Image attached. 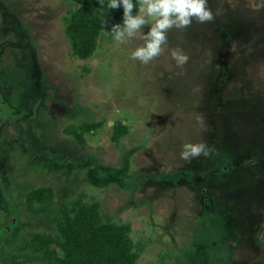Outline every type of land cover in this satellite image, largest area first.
<instances>
[{
    "label": "rangeland",
    "instance_id": "374dc122",
    "mask_svg": "<svg viewBox=\"0 0 264 264\" xmlns=\"http://www.w3.org/2000/svg\"><path fill=\"white\" fill-rule=\"evenodd\" d=\"M208 6L214 22L173 28L145 65L131 59L140 34L107 32L123 22L83 61L65 33L70 0H0V264H45L17 247L56 235L79 194L131 225L136 264H264V0ZM87 122L103 126L82 146L64 133ZM119 122L130 131L116 144ZM187 143L209 155L181 159ZM42 187L55 207L35 215L25 199Z\"/></svg>",
    "mask_w": 264,
    "mask_h": 264
},
{
    "label": "trees",
    "instance_id": "16d2710c",
    "mask_svg": "<svg viewBox=\"0 0 264 264\" xmlns=\"http://www.w3.org/2000/svg\"><path fill=\"white\" fill-rule=\"evenodd\" d=\"M70 1L77 9L65 20V33L71 44L72 55L85 61L98 48L103 30L102 22H123V7L108 9V0H105L103 9L100 8L99 0ZM137 13L138 7L133 9V15ZM102 126L101 123L87 122L68 126L64 133L82 146L85 144L84 135L91 130L98 131ZM129 131L126 124L115 123L112 141L118 144ZM25 201L29 212L44 215L55 207V191L52 187L38 188L29 192ZM56 229V235L28 234L20 242L17 251L38 256L45 264H136L143 252L141 246L136 248L130 236V224H120L104 216L100 203L95 200L87 201L84 194H79L76 199L62 207ZM52 246L60 249L63 257Z\"/></svg>",
    "mask_w": 264,
    "mask_h": 264
},
{
    "label": "clouds",
    "instance_id": "9594fccd",
    "mask_svg": "<svg viewBox=\"0 0 264 264\" xmlns=\"http://www.w3.org/2000/svg\"><path fill=\"white\" fill-rule=\"evenodd\" d=\"M100 8L105 7V0H99ZM123 7V24H114L111 34L117 43H126L129 39L140 37L144 43L131 53V59L141 64H148L164 52L168 41L167 33L173 28L186 30L196 24L214 22L219 10L214 14L208 6V0H108V9ZM138 7V13L133 15V9ZM107 20L102 22L105 28ZM150 25V30L144 34L143 26ZM171 57L176 66L183 68L189 57L182 50L172 49ZM210 149L204 143H187L183 145L181 159L191 162L192 159L209 155Z\"/></svg>",
    "mask_w": 264,
    "mask_h": 264
}]
</instances>
